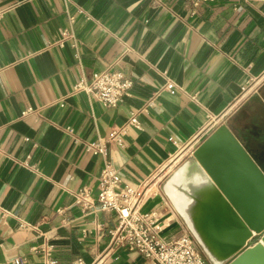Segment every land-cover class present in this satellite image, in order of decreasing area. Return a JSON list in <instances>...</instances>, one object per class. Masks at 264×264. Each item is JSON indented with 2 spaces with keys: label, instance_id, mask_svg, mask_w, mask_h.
Instances as JSON below:
<instances>
[{
  "label": "crops",
  "instance_id": "obj_1",
  "mask_svg": "<svg viewBox=\"0 0 264 264\" xmlns=\"http://www.w3.org/2000/svg\"><path fill=\"white\" fill-rule=\"evenodd\" d=\"M110 66L133 80L118 106L73 92ZM263 101L264 0H0V264H43L47 243L61 264L103 253L117 215L76 203L83 187L97 195L104 164L84 142L135 113L139 127L110 149L134 187L169 175L222 124L263 163ZM144 207L159 210L165 238L187 228L162 191ZM102 264L155 263L121 247Z\"/></svg>",
  "mask_w": 264,
  "mask_h": 264
},
{
  "label": "water",
  "instance_id": "obj_2",
  "mask_svg": "<svg viewBox=\"0 0 264 264\" xmlns=\"http://www.w3.org/2000/svg\"><path fill=\"white\" fill-rule=\"evenodd\" d=\"M263 164L222 124L164 183L213 264H264Z\"/></svg>",
  "mask_w": 264,
  "mask_h": 264
},
{
  "label": "built area",
  "instance_id": "obj_3",
  "mask_svg": "<svg viewBox=\"0 0 264 264\" xmlns=\"http://www.w3.org/2000/svg\"><path fill=\"white\" fill-rule=\"evenodd\" d=\"M194 5L200 1L192 0ZM57 44L62 46L67 38ZM133 80L122 70L113 66L107 67L91 76H82L76 83L73 92H86L104 105L116 107L130 95ZM175 82L166 77L163 89L174 92ZM148 104H153V99ZM61 105L62 101H61ZM34 112L28 108L24 113ZM130 126L139 127L137 115H130L123 125L114 127L109 135L99 137L96 141L84 142L87 152L99 154L103 157L104 164L100 173L98 192L94 197L89 187H83L75 193L76 203L81 206L82 212L87 213L94 207L105 212H115L116 223L107 230L109 241L103 253L98 254L92 263H87L82 256L73 259L72 264H102L104 257L121 247H127L138 252L155 264H213L204 255L193 234L188 228L172 238L162 235L164 222L160 219L158 209H145L144 205L149 196L163 189L161 180L145 181L141 186L134 187L124 184L118 169L114 166L110 149L111 145L122 146ZM72 133V127L65 128ZM194 151H192L193 154ZM60 212H63L61 210ZM55 245L47 243L42 247L44 254L43 264H61L54 253ZM14 264H24V259L15 258Z\"/></svg>",
  "mask_w": 264,
  "mask_h": 264
},
{
  "label": "rangeland",
  "instance_id": "obj_4",
  "mask_svg": "<svg viewBox=\"0 0 264 264\" xmlns=\"http://www.w3.org/2000/svg\"><path fill=\"white\" fill-rule=\"evenodd\" d=\"M252 93L254 94V91L253 92H251V94L249 95L250 96V98H252ZM262 100V99H261ZM263 104H264V101H263ZM178 167H179V165H178ZM176 170V168L175 169H173V171L172 172H170L169 173V175H167L166 177H164V178H162V180H161V184H162V186L164 185V183L166 182V180L173 174V172ZM162 192L164 193V191H163V189H162ZM165 194V193H164ZM169 199V198H168Z\"/></svg>",
  "mask_w": 264,
  "mask_h": 264
},
{
  "label": "bare ground",
  "instance_id": "obj_5",
  "mask_svg": "<svg viewBox=\"0 0 264 264\" xmlns=\"http://www.w3.org/2000/svg\"><path fill=\"white\" fill-rule=\"evenodd\" d=\"M263 168H264V164H263ZM170 193H172V191H169Z\"/></svg>",
  "mask_w": 264,
  "mask_h": 264
}]
</instances>
